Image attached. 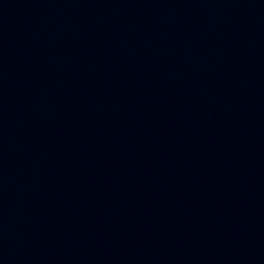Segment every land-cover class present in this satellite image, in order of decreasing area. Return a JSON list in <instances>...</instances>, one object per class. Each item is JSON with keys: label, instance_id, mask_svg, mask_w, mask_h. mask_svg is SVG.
<instances>
[{"label": "water", "instance_id": "water-1", "mask_svg": "<svg viewBox=\"0 0 264 264\" xmlns=\"http://www.w3.org/2000/svg\"><path fill=\"white\" fill-rule=\"evenodd\" d=\"M0 264H264V0H0Z\"/></svg>", "mask_w": 264, "mask_h": 264}]
</instances>
